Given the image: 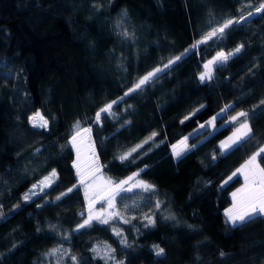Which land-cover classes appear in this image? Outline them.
<instances>
[{
  "label": "trees",
  "instance_id": "trees-1",
  "mask_svg": "<svg viewBox=\"0 0 264 264\" xmlns=\"http://www.w3.org/2000/svg\"><path fill=\"white\" fill-rule=\"evenodd\" d=\"M260 3L0 0V212L5 217L0 219V264H54L52 255L44 254L61 245L68 249L70 264H75L71 255L87 264H105L91 249L109 245L124 264H264V219L238 228L226 223L225 210L242 175L223 183L264 144V13L200 44L114 105L115 116L94 122L100 107L124 96L140 77L227 18L246 15ZM124 29L134 35H119ZM241 43L240 54L214 68L213 80L200 82L208 60ZM225 105L235 108L216 120L213 131L192 135L189 143L197 147L176 158L171 145ZM240 111L249 113L255 139L221 155V139L238 126L227 123L228 117ZM35 112L49 120L47 130L31 127L28 117ZM77 120L92 127L101 170L111 181L139 172L138 178L155 186L138 208H117L130 223L93 221L76 231L85 220V197L76 185L69 143ZM153 132L157 136L128 160L117 159ZM258 163L264 167V159L258 157ZM52 169L56 182L24 201L32 185ZM62 192L67 195L56 200ZM14 205L20 207L13 210ZM145 215L156 220L154 227H144ZM170 215L175 220L165 219ZM113 229L122 231L132 247L122 245ZM154 245L165 249L163 257L155 256Z\"/></svg>",
  "mask_w": 264,
  "mask_h": 264
},
{
  "label": "snow or ice",
  "instance_id": "snow-or-ice-1",
  "mask_svg": "<svg viewBox=\"0 0 264 264\" xmlns=\"http://www.w3.org/2000/svg\"><path fill=\"white\" fill-rule=\"evenodd\" d=\"M95 10V7H94ZM243 13V9L240 10ZM257 13H264V0H261V3L258 7H255L254 11H248L247 16L241 14L239 18L230 17L224 20L222 23L213 27L210 31H208L201 40L197 41L196 44L191 46V49H185V51L179 55H176L170 58L167 63L162 66H158L152 71H149L144 76L140 77L132 87H130L125 93L124 96L119 97L117 100H112L109 103H106L102 107H100L94 117V122L96 124H100L101 121L106 117V115L115 116L113 112V106L118 102L123 101L125 97L130 94L140 91L144 86L148 85L155 78H157L159 73H163L166 69H170L172 66L176 65L179 61H181L186 55L190 54L191 50L196 49L200 44H205L209 40L213 38H222L226 35L227 30L231 29L235 25H243L248 22V18L252 17ZM123 16H127V12L124 11L122 13ZM121 23L117 24V27H121ZM119 35H122L125 38H129L131 35L127 29L122 30ZM245 45L243 43L237 45L235 49L229 52L219 51L216 55L209 60L207 63L203 65L204 71L199 74V80L201 83L205 81H211L214 78V68L222 67L224 64L234 56L240 54ZM123 67V65H119ZM261 105H264V101H261ZM203 107V106H202ZM235 105H225L221 108L220 113L217 116L212 117L209 121H207V125L211 126L215 129V122L220 116L224 113L234 110ZM264 111V107L260 109ZM256 115L255 110L252 112V118ZM243 118V119H242ZM189 119V117H185V120ZM28 121L33 129H44L47 130L49 127V120L44 117L39 112L28 117ZM183 123V121H181ZM125 123H130L129 121H125ZM227 123L229 124H238V126L234 129L232 134L228 136L225 140L220 142L219 149L221 155H227L233 151L239 150L245 143L252 141L255 139V133L249 123V113L245 111L237 112L235 115H231L228 117ZM123 127V124L121 125ZM200 128H205L206 125L201 124ZM92 127H82L81 121L77 120L73 124V132L70 136L69 143L73 148L76 149L77 160L74 162V167L77 170V176L79 177V183L85 188V197L88 199V216L87 219L84 220L82 224L77 225L76 231L80 229H84L86 227H91L93 221H97L100 224H109L111 220L120 218L123 220V223H130V219L125 218L122 214L116 210V198L121 196L122 193L132 192L133 189H141L144 192H155V186L147 183L143 180H138L139 172L134 173L132 176H129L125 180H120L118 182H114L111 180H106L103 184L95 183L102 175L101 173V165L99 164V157L96 153L95 143L91 138ZM157 136L156 132H153L146 140L143 141L142 144L136 145L130 151L123 153L118 156L121 162H124L131 157L132 153L136 152L137 149L142 148L143 144L148 143L150 140H153ZM190 136L184 137L178 145H173V155L176 158H183L187 153L192 151L197 147L196 144H188V140ZM87 147V151L89 154V165L87 169H83L80 163L81 160V152L82 148ZM40 152L39 149L36 150L35 154ZM258 157L260 159H264V144L258 147L256 151L252 153V155L236 170L233 172L231 176L228 177V180H225L223 183L227 184L234 177H237L238 174L243 176L244 184L241 188H238L235 192L231 193L232 196V206L225 210L226 223L230 224L233 228L246 226L248 223H251L257 219H264V167H261L258 163ZM216 157H213L215 160ZM143 171V170H141ZM58 179V174L55 169H52L51 172L44 176L41 180H39L36 184L32 185V188L29 189V192L26 193L22 199L24 201L31 200L32 196L37 195L38 193L35 191L39 189L41 192L46 188H50ZM76 187L73 185V188ZM73 189L69 188L67 192H71ZM67 192H62L60 196L56 197V200H60L62 196L67 195ZM91 193V194H90ZM102 195V198L105 199L108 203V208L110 211L106 212H94L93 205L95 203L96 197ZM40 207V205H37ZM4 206L0 204V209ZM20 205H14L13 210L19 208ZM127 208L128 205H125ZM156 208L160 207V202L157 201ZM0 219H5L3 212H0ZM131 219H135L132 217ZM144 219L147 223L144 227L155 226L156 220L149 215H145ZM165 219L175 220L174 215H170L165 217ZM116 236L120 237V243L124 245L126 248H131L132 245L128 242L127 238L124 237L122 231H118L113 229ZM67 239V237H65ZM154 254L156 257H163L165 255V249L159 245H154ZM92 252L96 254L99 258L105 260V264H108V261L111 260L114 264H124L123 260H117L115 256V249L111 248V246H107L104 249H101L99 246L93 247ZM58 252H61V248H53L50 249L49 252L45 253V256L52 255L55 256ZM221 256L225 254L223 252L220 253ZM70 259L75 262V264H87L86 261L78 259L75 255H71Z\"/></svg>",
  "mask_w": 264,
  "mask_h": 264
},
{
  "label": "rangeland",
  "instance_id": "rangeland-1",
  "mask_svg": "<svg viewBox=\"0 0 264 264\" xmlns=\"http://www.w3.org/2000/svg\"><path fill=\"white\" fill-rule=\"evenodd\" d=\"M201 40V39H200ZM199 41V40H198ZM197 43V42H196ZM195 43V44H196ZM189 49H191V47L189 48ZM213 58V57H212ZM211 58V59H212ZM210 59V60H211ZM209 61V60H208ZM207 61V62H208ZM206 62V63H207ZM203 71H204V69H203ZM36 113V112H35ZM35 113H33V114H35ZM32 114V115H33ZM212 117H214V116H212ZM212 117H210V118H208L207 120H205V121H203L202 123H200L196 128H194L191 132H188L186 135H184L182 138H180L179 140H177L175 143H173L172 145H171V152H172V154H173V150H172V146L173 145H178L179 144V142L184 138V137H188V136H190V134H191V136L192 135H194L195 133H197V132H199V131H202L203 129H205V128H208V129H211V131H213L214 130V128L213 127H211V126H208L207 125V121H209ZM201 124H204V125H206V127L205 128H200L199 126L201 125ZM217 126H215V128H216ZM231 135V134H230ZM229 136V135H228ZM228 136H225V137H223L222 139H221V141H223V140H225ZM220 141V142H221ZM188 144L189 145H191L190 143H189V140H188ZM74 149V161H73V165H74V162H76V160H77V153H76V149L75 148H73ZM89 154H88V151H87V147L85 146L84 148H82V152H81V160H80V163H81V166H82V168L83 169H87V167H88V165H89ZM100 164V163H99ZM74 169H75V174H76V178H77V184L76 185H78L80 188H81V190H82V192H83V194H84V197H85V188H84V186L83 185H81L80 183H79V177L77 176V170H76V168L74 167ZM101 173H102V175L100 176V177H98V179H97V181L95 182V183H97V184H103V182L104 181H106V180H111L104 172H102V170H101ZM134 174V173H133ZM133 174H130V175H128V176H126L124 179H122V180H125V179H127L129 176H132ZM137 179L138 180H142V179H140V178H138L137 177ZM241 187V186H240ZM239 187V188H240ZM238 189V188H237ZM236 189V190H237ZM38 189H36L35 191H37ZM235 190V191H236ZM234 191V192H235ZM91 194V193H90ZM102 193H101V195H99V196H97L96 197V200H95V203H94V205H93V209H94V212H96V213H99V212H106V211H110V209L108 208V203H107V201L105 200V199H103L102 198ZM145 196H146V192H144L143 190H141V189H133V191L132 192H125V193H122L121 194V196H118L117 198H116V201H115V203H116V210H117V208H120L122 211H125V212H129V210H130V208L131 209H133V208H138L139 206H140V204L142 203V202H144V200H146V198H145ZM125 205H128V207L126 208L125 207ZM87 216H88V199H86V197H85V219H87ZM60 248H61V252H58L55 256H52V258H53V263L54 264H70V261L69 260H67L66 259V255H67V247L66 246H63V245H61V246H59ZM102 249H104V247H101Z\"/></svg>",
  "mask_w": 264,
  "mask_h": 264
},
{
  "label": "crops",
  "instance_id": "crops-1",
  "mask_svg": "<svg viewBox=\"0 0 264 264\" xmlns=\"http://www.w3.org/2000/svg\"><path fill=\"white\" fill-rule=\"evenodd\" d=\"M243 177V176H242ZM243 184H244V179H243V183H242V185H241V187L243 186ZM240 187V188H241ZM231 206H232V204H231ZM231 206H229L228 208H230ZM228 208H226V209H228Z\"/></svg>",
  "mask_w": 264,
  "mask_h": 264
},
{
  "label": "built area",
  "instance_id": "built-area-1",
  "mask_svg": "<svg viewBox=\"0 0 264 264\" xmlns=\"http://www.w3.org/2000/svg\"><path fill=\"white\" fill-rule=\"evenodd\" d=\"M259 5H260V4H259ZM259 5L255 6V7H258ZM255 7L253 8V10H252V11H254ZM257 14H258V13H257ZM255 15H256V14H255Z\"/></svg>",
  "mask_w": 264,
  "mask_h": 264
},
{
  "label": "water",
  "instance_id": "water-1",
  "mask_svg": "<svg viewBox=\"0 0 264 264\" xmlns=\"http://www.w3.org/2000/svg\"><path fill=\"white\" fill-rule=\"evenodd\" d=\"M245 16H247V14Z\"/></svg>",
  "mask_w": 264,
  "mask_h": 264
}]
</instances>
